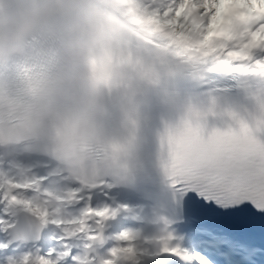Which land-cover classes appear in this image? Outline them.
Masks as SVG:
<instances>
[{"label":"snow or ice","instance_id":"1","mask_svg":"<svg viewBox=\"0 0 264 264\" xmlns=\"http://www.w3.org/2000/svg\"><path fill=\"white\" fill-rule=\"evenodd\" d=\"M118 3L86 80L71 11L0 65V264H264V0Z\"/></svg>","mask_w":264,"mask_h":264},{"label":"clouds","instance_id":"2","mask_svg":"<svg viewBox=\"0 0 264 264\" xmlns=\"http://www.w3.org/2000/svg\"><path fill=\"white\" fill-rule=\"evenodd\" d=\"M76 9L75 0H22L19 4L5 3L3 21L0 22V61L7 60L10 54L25 53V42L37 28L42 12L54 15L64 11L76 12ZM76 15L77 22L73 31L78 35L70 50L74 57H79L96 40L88 29L90 17L79 12Z\"/></svg>","mask_w":264,"mask_h":264}]
</instances>
